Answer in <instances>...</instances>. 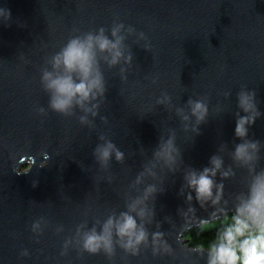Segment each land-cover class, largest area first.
Masks as SVG:
<instances>
[{
	"label": "water",
	"instance_id": "95a60500",
	"mask_svg": "<svg viewBox=\"0 0 264 264\" xmlns=\"http://www.w3.org/2000/svg\"><path fill=\"white\" fill-rule=\"evenodd\" d=\"M231 212L264 227V0H0V264H234L183 237Z\"/></svg>",
	"mask_w": 264,
	"mask_h": 264
},
{
	"label": "trees",
	"instance_id": "16d2710c",
	"mask_svg": "<svg viewBox=\"0 0 264 264\" xmlns=\"http://www.w3.org/2000/svg\"><path fill=\"white\" fill-rule=\"evenodd\" d=\"M247 215L231 212L184 233L187 243L228 255L234 264H264V227L248 228Z\"/></svg>",
	"mask_w": 264,
	"mask_h": 264
},
{
	"label": "rangeland",
	"instance_id": "374dc122",
	"mask_svg": "<svg viewBox=\"0 0 264 264\" xmlns=\"http://www.w3.org/2000/svg\"><path fill=\"white\" fill-rule=\"evenodd\" d=\"M22 168L25 169V168H27V166L24 165Z\"/></svg>",
	"mask_w": 264,
	"mask_h": 264
}]
</instances>
